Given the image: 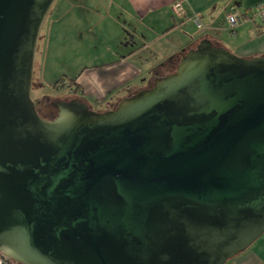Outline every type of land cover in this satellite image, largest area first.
Instances as JSON below:
<instances>
[{"label":"water","instance_id":"1","mask_svg":"<svg viewBox=\"0 0 264 264\" xmlns=\"http://www.w3.org/2000/svg\"><path fill=\"white\" fill-rule=\"evenodd\" d=\"M55 0H0V264H226L264 234V55L209 38L96 111L32 99Z\"/></svg>","mask_w":264,"mask_h":264},{"label":"crops","instance_id":"2","mask_svg":"<svg viewBox=\"0 0 264 264\" xmlns=\"http://www.w3.org/2000/svg\"><path fill=\"white\" fill-rule=\"evenodd\" d=\"M176 1L110 0L105 6L109 18H113L111 12L115 8L123 13L119 19L127 16L142 22L143 30L136 29V34L140 33L143 38L142 45L134 44L132 31V39L122 44L126 48L116 52L112 60L85 66L76 78L78 86L74 85L80 97L89 104L99 102L109 106L151 85L159 76L155 74L159 65L181 54L183 49L196 47L205 38L239 56L264 55V21L257 14V9L264 6V0H182L183 16H177L171 9ZM249 10L255 11V18L234 29L229 26L226 19L229 13L241 15ZM197 17H200L202 27L196 24ZM146 51L150 52V56L145 55L142 61L144 69L139 58H144L141 55ZM141 78L144 80L142 85L135 84ZM226 264H264V234Z\"/></svg>","mask_w":264,"mask_h":264},{"label":"rangeland","instance_id":"3","mask_svg":"<svg viewBox=\"0 0 264 264\" xmlns=\"http://www.w3.org/2000/svg\"><path fill=\"white\" fill-rule=\"evenodd\" d=\"M109 1L55 0L47 13L39 33L31 93L43 117L50 118L57 114L52 101L80 97L79 93H75V87L69 85L78 78L85 66L112 60L116 52L126 48L122 44L130 41L133 33L134 44L142 45V36L136 34L137 28L143 30L142 22L127 16L119 19L123 13L115 8L111 12L113 18H109L105 7ZM145 55L150 56V52H144L141 55L144 58H139L144 69L145 63L142 61ZM176 64L177 61L171 65V69L174 67L175 70ZM143 82L141 78L135 84L142 85ZM90 106L96 111H106L109 107L99 102H91ZM5 264L20 263L10 259Z\"/></svg>","mask_w":264,"mask_h":264},{"label":"built area","instance_id":"4","mask_svg":"<svg viewBox=\"0 0 264 264\" xmlns=\"http://www.w3.org/2000/svg\"><path fill=\"white\" fill-rule=\"evenodd\" d=\"M171 9L177 16H183L185 13L184 8L182 6V0H178L173 3ZM257 14L262 19V21H264V6H261L257 9ZM251 18H255V11L249 10L241 15L237 12H231L226 17L229 26L233 29L239 24L244 23ZM195 20L197 22L198 27H202L203 24L200 21V17H197Z\"/></svg>","mask_w":264,"mask_h":264},{"label":"trees","instance_id":"5","mask_svg":"<svg viewBox=\"0 0 264 264\" xmlns=\"http://www.w3.org/2000/svg\"><path fill=\"white\" fill-rule=\"evenodd\" d=\"M260 32H262V31H260ZM180 56H181V54L175 55L174 57H171L168 61H166V62L162 63L161 65H159V67L156 68L155 74H157L159 76H162V75H166L167 73H170V72L174 71L173 70L174 67L171 69V65L174 64L176 61L178 63ZM163 73H165V74H163ZM74 85H77L76 79H74L69 86L73 87ZM77 86L74 88L75 91H78ZM53 117L54 116H51L50 118H53Z\"/></svg>","mask_w":264,"mask_h":264},{"label":"flooded vegetation","instance_id":"6","mask_svg":"<svg viewBox=\"0 0 264 264\" xmlns=\"http://www.w3.org/2000/svg\"><path fill=\"white\" fill-rule=\"evenodd\" d=\"M75 93H78V92L75 91ZM79 99H81V100H85V99H83L82 97H79ZM119 101H120V100H119ZM119 101H116V102H113V103L109 104V107H108L107 109H108V110H109V109H114V108L118 105ZM52 102H53V101H52ZM52 102H51V103H52ZM10 259H11V258H8V257H6V256H2V263L5 264L7 261H10Z\"/></svg>","mask_w":264,"mask_h":264}]
</instances>
